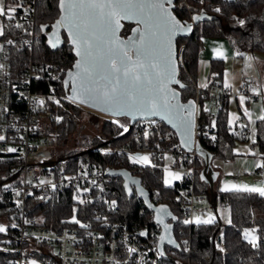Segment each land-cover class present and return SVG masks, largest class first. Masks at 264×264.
<instances>
[{"label":"trees","instance_id":"1","mask_svg":"<svg viewBox=\"0 0 264 264\" xmlns=\"http://www.w3.org/2000/svg\"><path fill=\"white\" fill-rule=\"evenodd\" d=\"M173 3L175 5L174 14L182 21L191 20V17L197 13L204 14V18L194 26L189 36L177 39L178 48L180 46L182 48L181 59L183 62V66H179V80L185 87L180 88L179 85L176 87L180 89L183 101L195 97L197 63L199 51L203 46V37L227 39L236 53L261 52L264 54V0H205L202 5L199 4L198 0H174ZM34 5L36 9L34 41L30 49L13 50L15 66L18 70L22 68L30 54L32 59L38 61H53L61 68L63 83L66 78V71L72 68L76 59L72 46L69 45L66 36L63 34L64 42L62 46L53 51L46 45L44 31H40L41 25L50 26L58 17V0H36ZM216 7H220L222 12L216 13L214 11ZM234 17H241L247 23L242 26L237 23ZM5 23L6 25L9 24L7 21ZM123 25L120 35L127 37L135 24L125 22ZM16 33L17 30L12 29L7 33V36L15 35ZM222 67V59H211V78L221 79ZM61 93L66 95L64 85L61 88ZM204 103L205 101L202 99L200 101L201 111L198 116V124L201 127H204L207 123L211 125L212 119H209V117L211 111H213L212 109H214L216 127H212V131L214 133L213 136H216V140L199 136L197 145L208 153L212 159L230 160L235 156L233 148L238 138L235 132L231 131V127L228 124V97H224L221 105L217 108L208 106L209 111H204ZM61 104L63 107L59 106L56 113L64 119L59 123L56 120L51 121L46 132H39L41 141L50 140L51 143L64 145L68 136L75 130L76 122L84 108L67 100ZM123 119L128 126V118L123 117ZM112 121L109 118H104L99 136H83L77 141V147L63 149L53 158L44 162L54 164L57 169L64 168L66 170L73 168L80 157L89 158L100 165H115L116 162H119L122 168H126L133 175L139 176L150 194L151 201L156 204H168L177 218L174 220V237L176 243L180 246L171 248L166 245L165 256L161 258L159 264H264V197H260L255 193H225L220 191L216 194L215 206L219 203L228 207L229 218L231 219L230 224L222 225L218 215L214 224H184L181 220L182 190L185 186L184 176L181 180L175 181L171 185L165 184L164 158L159 155L160 151L167 147L173 151H176L174 146L184 150L180 140L160 120L157 121V129L151 131L156 134L148 139L143 138V133L137 128V123L130 127L128 132L121 135L122 129ZM255 128V143L252 142V145L257 147L261 157L264 158V122L257 120ZM168 133H170V136L167 137ZM124 146H129L131 150L153 148L154 153L151 155V164L147 166L134 164L129 161V155L119 158L113 153L114 148ZM105 152L109 154L106 155ZM195 153L196 156L191 161L176 154L173 164L182 168L193 166L196 191L207 194L211 176L208 171H204L206 165L205 157L197 152ZM18 162L19 160L15 157H0V186L3 182L10 184L19 182L21 168L18 166ZM152 165L156 166L153 167ZM201 176L204 179H201ZM109 184L117 202L116 214L118 218L147 222L149 224L153 223L152 214L145 208L142 201L137 199L135 194L127 197L120 178H112ZM36 203L37 206L34 211L42 214L48 225L55 226V224L65 220L72 213L73 198L71 191L56 193L51 199ZM93 205H95V201L90 203L88 208L91 209ZM85 209V206H81L78 209L80 218H85L83 215ZM140 211H142V214ZM0 217L10 220L7 210V198L5 196L0 197ZM221 227H223L225 242L223 252L217 250L211 241L213 235ZM246 227L256 228L257 234L262 238L260 247L252 248L243 238L242 230ZM10 234L9 228L5 234L0 233V242ZM185 241L189 243L187 249ZM6 255L7 253L0 251V264H4L3 259Z\"/></svg>","mask_w":264,"mask_h":264},{"label":"built area","instance_id":"2","mask_svg":"<svg viewBox=\"0 0 264 264\" xmlns=\"http://www.w3.org/2000/svg\"><path fill=\"white\" fill-rule=\"evenodd\" d=\"M35 1L23 0L28 12L19 11L17 20L14 21L23 24L27 31L15 29L17 30L15 35H8L6 38L14 41L11 45L6 43L5 38L0 37V43H4V51L0 52V64L5 65L3 69H0V135L7 137L5 141H0V157L17 158L18 166L21 168L18 183H5L0 186V197L7 198V210L10 216L8 228L11 231V234L0 242V251L7 253L3 263L29 264L31 259H37L38 264H113L115 260H120L123 264H133V262L134 264H159L164 257L158 254L156 247L161 226L154 222L149 224L120 219L116 214L117 202L115 206L111 204V201L116 199L109 183L112 178L118 177L109 176L108 170L122 168L121 163L100 165L89 158L80 157L73 168L66 170L57 169L54 164L45 163L43 159H39L37 146V141H41L39 132L44 125L55 121V117L58 116L56 110L59 105L50 98L60 99L62 103L65 101L63 98L65 94L61 93L63 83L61 68L57 63L49 60L38 61L32 59L30 54L22 68L18 70L15 66L13 50L30 49L34 41ZM181 49L179 66H183ZM253 88L258 89L257 82L248 74L240 77L239 92L235 93H232L230 88H225L220 79L211 78L207 88L195 85L194 100L197 105H200L203 99L208 106L217 108L224 97L244 94L251 98L248 101L251 103L259 97H264L262 93L257 96L252 91ZM39 100H44L45 103L41 105ZM198 116L199 114L196 117L195 141L197 142L199 136L212 139L213 128L208 123L204 127L199 126ZM214 118L215 113L211 111L209 119L213 121ZM152 120L156 123L149 124L146 120L137 121L138 130L141 133L145 130L149 132L156 130L158 120ZM235 135L239 140H244L249 135V130L236 129ZM166 136H170V133ZM8 147H15L18 151L9 153L6 151ZM174 149L176 151L169 147L164 148L159 155L164 158L166 155L175 157L178 154L190 161L196 156L195 151H184L177 146H174ZM144 150L151 155L154 153L153 148ZM134 151L143 150H131L129 146L113 149V153L119 158ZM85 171L88 173L87 177L81 175ZM65 177L74 179L68 180ZM42 178L51 180L56 188L52 189L48 184L40 185ZM183 179L185 186L181 201L182 222L185 219L193 220V213L205 199L203 194L196 191L193 166L185 168ZM93 180L96 181V185L91 183ZM5 185H11V188L6 189ZM84 188H89L91 191L84 192L82 191ZM17 191L20 192L19 196L16 195ZM65 191H71L72 194V213L55 226L48 225L45 217L34 211L36 202L47 201L54 194ZM77 196L86 203H79ZM18 200L22 201L19 206L16 203ZM94 201L95 205L89 209V204ZM81 206L86 207L83 214L85 218H80L78 215V209ZM226 208V205H220L221 210ZM73 209L76 211L73 212ZM140 213L142 214V211ZM73 215L89 227L84 228L71 223ZM98 217L100 219H97ZM104 217L107 219L105 220ZM25 220L31 223H25ZM12 224H16L17 227L12 228ZM142 231H146L148 235L141 236ZM211 241L217 250L220 251L217 245L225 249L223 227L213 235ZM129 247L136 248L138 251L130 254L127 251ZM188 247L189 243H186V249Z\"/></svg>","mask_w":264,"mask_h":264},{"label":"snow or ice","instance_id":"3","mask_svg":"<svg viewBox=\"0 0 264 264\" xmlns=\"http://www.w3.org/2000/svg\"><path fill=\"white\" fill-rule=\"evenodd\" d=\"M199 4H204L205 0H198ZM175 5L173 0H58L59 18L55 20L52 27L55 31L52 33L53 39L49 43L55 48L60 43V29L67 32L68 42L72 45V50L75 52L76 59L71 69L65 73L67 79L63 81L66 95L65 100L72 104L89 105L97 108L100 111L109 113L114 117H130L133 121L139 119L146 120L149 124L156 123L152 117H161L173 124L181 130L182 145L191 151L193 129L195 128L196 114L199 106L196 101L190 100L186 104L181 103L179 92L172 87L173 84L184 88L185 85L177 79L178 74V58L177 51L174 47V40L180 33L192 31V25L187 21H182L174 14ZM23 11L28 12L24 7L23 0H14L13 3H8L7 0H0V37L5 38L7 44L14 43L13 40L7 39V33L14 29H24V25L18 22L17 13ZM216 13L222 12L220 7L214 9ZM204 18L203 13H197L191 17L193 21H200ZM240 25H245L246 20L234 17ZM5 21L13 22L6 25ZM121 21H133L137 27L133 28L132 35L127 39L122 38L119 33L124 27ZM48 26L41 25L40 31H44ZM27 31V29H24ZM4 51V43H0V52ZM217 56H223L219 50L216 51ZM237 55H243L237 53ZM249 61L254 60L252 56H248ZM5 67L0 64V69ZM51 67L50 65L48 66ZM249 67L251 65L249 64ZM218 75V74H215ZM59 78V77H56ZM207 78H205L206 80ZM201 88H207L208 84L201 83ZM225 88H232L239 92V89L234 88L227 80L224 83ZM55 91V90H53ZM253 92L257 96L261 92L253 88ZM53 99L54 103L63 107L60 99ZM251 98L239 94V103L243 107V113L248 117L252 125H255L259 120L264 122V105L261 106L260 112L253 119V112L245 107L246 102ZM39 104L43 105L44 100H39ZM210 109L204 108V111ZM62 116L55 117L56 122H61ZM240 121V116L236 113L231 114L229 120L230 126H235L236 122ZM122 132L129 131V127L122 123L119 119L112 121ZM211 127H216V122L213 121ZM239 127L245 129L247 124L240 123ZM253 143H255L256 128H252ZM155 132L145 130L143 138L148 139L155 135ZM216 140V136L211 137ZM7 137L0 135V141H5ZM159 147V145H157ZM9 153L18 151L15 147L6 149ZM110 151V150H109ZM239 154V149H234ZM252 155H257L256 152L249 149ZM105 154H109L105 152ZM129 159L134 164H151L149 155H133ZM169 160L172 157H168ZM155 167L156 165H152ZM255 167L264 169V158L255 164ZM168 178L165 179V184L171 185L172 181L182 179V175L178 171H170L165 168ZM83 177H87L85 171L81 173ZM126 175V174H125ZM232 175V173H228ZM71 180L73 177H65ZM201 179H204L201 176ZM31 183V181H28ZM96 185V181L91 182ZM133 183H137L133 181ZM51 185L52 189L56 185L51 180L41 179L40 185ZM127 188V185L125 186ZM5 188H11V185H5ZM79 190V189H78ZM82 191L89 192L91 189L84 188ZM101 191L103 189L101 188ZM132 189L128 188L131 193ZM221 192L232 193H255L260 197H264V181L259 185L250 186L248 184H237L231 181H224L220 189ZM141 195H145L141 189ZM19 196L20 192L17 191ZM43 199V197H40ZM79 203H86L85 200L76 197ZM19 206L22 201H17ZM113 206L116 201H111ZM149 208H153L151 203H148ZM76 209H73L75 212ZM156 222L163 225L164 234L158 237L157 251L159 255H164L163 246L165 242L168 244H176L175 239L171 235V225L163 221V215H170L166 206H161L156 210ZM97 219H100L99 217ZM106 220L107 217H104ZM172 219H177L175 216ZM230 224L231 219L225 217ZM25 223L31 221L25 220ZM71 223L87 228L89 225L82 224L79 219L73 215ZM216 222V216L209 212L207 218L196 216L194 220L185 219L184 224H205L210 225ZM16 228V224L11 225ZM8 226L0 224V233H6ZM141 236H146L148 233L142 231ZM39 239V238H38ZM244 239L252 246L258 248L261 244V236L257 235L256 229L244 231ZM185 244L187 241L184 242ZM221 252L224 248L217 245ZM128 253L135 254L138 249L129 247ZM29 264H38L37 259H31ZM113 264H123L120 260H115ZM134 264V262H133Z\"/></svg>","mask_w":264,"mask_h":264},{"label":"crops","instance_id":"4","mask_svg":"<svg viewBox=\"0 0 264 264\" xmlns=\"http://www.w3.org/2000/svg\"><path fill=\"white\" fill-rule=\"evenodd\" d=\"M202 41H203L202 43L203 46L199 51V59L197 63V74H196V85L197 86L200 87V84L205 83V82L208 84L211 78L210 60L211 59H222L223 67H222V76L220 80L223 84L225 83V80L230 82L228 78L233 75L235 79V85L238 87L240 77L243 74H248V75H251L256 80L258 90L264 95L263 64H260L261 60H259L258 58L259 56H257V54L261 52H242L243 55H237L234 49L230 46L227 39L203 37ZM217 50L223 53L222 57L217 56L216 54ZM248 56H252L255 59L252 61H249L247 59ZM249 64L251 65V67H249ZM205 78L207 79L205 80ZM260 100H262V103H264V97H259L257 100L251 103L246 102L245 105H247V107L251 110V106H253L254 104H256V102ZM235 105L238 108L241 106L239 103V96L235 94L228 96V108H227L228 117L230 114L229 113L230 108L233 109ZM212 110L215 111L214 109ZM258 114L259 113L256 112V109H255V114H253V119H255L256 115ZM242 118L245 119L247 122H249L248 117L245 116L244 114ZM242 118L241 120H243ZM240 123H243V121H238L236 122L235 126H230L231 131L235 132L236 129H241L239 127ZM228 124H229V118H228ZM247 129L249 130L250 128L247 127ZM250 130H249V135L244 140H240V141L249 140V137L251 136ZM238 147L240 148L239 149L240 152L242 151L249 152V149H251L252 151L256 150L257 155L254 156L251 154V152L244 153V154L243 153L237 154L234 151V148H235V145H234L233 151L235 153V156L232 159L224 160V159H219V158H213V159L211 158L208 168H207L208 174L211 176V182H210V185L208 186L209 192L207 194H203L205 196V199L199 204L196 211L203 210V208L200 207V205L203 202H208L214 208V210L217 208V206H215L216 194L220 192V189L223 186V182L226 180L231 181L232 183L248 184L250 186H253L252 183H250L251 181L261 180V178L259 177L262 174H264V169L255 167V164L262 159L261 154L258 151L257 147L249 146L250 148H246L244 145H241ZM133 155H149L151 159V154L145 150L131 152L129 154V157ZM168 157H172V156L166 155L163 161L164 181L166 178H168L167 173L165 172V168H168L170 171H174V172L178 171L181 173L183 177L185 174V168L174 166L173 164L174 157H172L171 160H169ZM129 161L132 162L130 159ZM140 165H144V164H140ZM228 173H232V175H228ZM247 173H250V174H247ZM175 181H178V180H174L172 181V183H174ZM223 211H226L228 213V207ZM228 218H229V213H228ZM221 223L222 225H225L228 222L221 221Z\"/></svg>","mask_w":264,"mask_h":264},{"label":"rangeland","instance_id":"5","mask_svg":"<svg viewBox=\"0 0 264 264\" xmlns=\"http://www.w3.org/2000/svg\"><path fill=\"white\" fill-rule=\"evenodd\" d=\"M8 3H13V0H7ZM2 19V18H0ZM181 46L179 47V51H180ZM257 56H259V60L260 64H263V73H264V54H257ZM229 79V83L232 84L234 86V88L238 89V87L235 85V79L234 76L232 75L231 77L228 78ZM232 89V88H231ZM236 92L232 89V93ZM262 99V98H260ZM264 103H262V100L256 102V104H254L253 106H251V111L253 112V114H255V109L256 112H260L261 106ZM82 106V105H81ZM84 109H82L81 111V115L79 117V119L76 122V128L73 131V133L68 136L66 142L64 145H58L57 143H51L50 140L47 141H37V146H38V155H39V159H43V161L48 160L53 158L57 153H59L61 150L63 149H72L74 146H76V143L78 140H80L81 137L83 136H99L101 134V126L102 123L104 122V118H109L111 120L114 119H119L122 123H126L123 119V117H119V118H113L110 117L108 115H105L103 113L97 112L95 110H92L90 108H87L85 106H82ZM208 107V104L205 102L204 103V108ZM245 107H247V105H245ZM258 108V109H257ZM230 108L229 110V120L231 119V114L232 113H236L237 115L240 116V121H243L244 124H247L248 127L251 129H249L251 131V136L249 137V140L246 141H236L235 142V148L234 149H240L238 146L244 145L246 148H250L249 146H253L252 142H253V133H252V128L254 127V125H252V123L249 121L247 122L245 119H243V107L240 106L239 108L235 105L234 108L232 109ZM241 118L243 120H241ZM50 126V123H47L46 125L43 126L42 131L46 132V130L48 129V127ZM182 144V143H181ZM183 146V145H182ZM77 147V146H76ZM184 147V146H183ZM186 150H188L186 147H184ZM255 149V148H253ZM254 152H256V150H254ZM239 153H250V152H245L242 151ZM251 173V172H250ZM247 173V174H250ZM259 178H261V180H257V181H251L250 183H252L253 186L255 185H259L261 183V181H264V174H262ZM44 179V178H42ZM4 183V182H3ZM2 183V184H3ZM200 207L203 208V210L201 211H196L193 213V220L196 216H201L202 218H207V214L209 212L213 213L216 217L218 215V217H220L222 222H227V220L225 219V217H228V213L226 211H223L220 209V204H217V208L214 210V208L208 203V202H203ZM217 213V215H216ZM7 220V219H6ZM4 218L0 217V224L6 225L9 227V223L8 220L6 221ZM250 229H256L255 227H246L242 230V235L244 238V231L245 230H250ZM5 234V233H3ZM258 235V234H257Z\"/></svg>","mask_w":264,"mask_h":264},{"label":"water","instance_id":"6","mask_svg":"<svg viewBox=\"0 0 264 264\" xmlns=\"http://www.w3.org/2000/svg\"><path fill=\"white\" fill-rule=\"evenodd\" d=\"M174 1V0H173ZM229 1H233V0H229ZM59 18V15H58V17L56 18V19H58ZM55 19V20H56ZM55 20L52 22V24L50 25V26H48L45 30H44V34H45V37H46V45L51 49V50H56L57 48H59V47H61L62 46V44H63V42H64V38H63V34L66 36V38H67V32H66V30H64V29H60L59 31H60V43L55 47V48H53L52 46H51V44L49 43V40L50 39H53V37H52V33L55 31V29L52 27V25L55 23ZM125 22H129V23H134L135 24V22H133V21H121V23L123 24V23H125ZM188 23H190L191 25H192V31H193V28H194V26L199 22H196V21H193V20H189V21H187ZM135 27H137V25L135 24L134 25V27L133 28H135ZM132 28V29H133ZM192 31H190V32H184V33H180V34H178L177 36H176V38H175V40H174V47H175V49H176V51H177V58H178V74H177V79H179V48H178V44H177V39L179 38V37H187V36H189L191 33H192ZM120 32H121V30H120ZM119 35H120V33H119ZM132 35V31H131V33H130V35H128L127 37H123V36H121L122 38H124V39H127L129 36H131ZM67 40H68V38H67ZM69 43V42H68ZM69 45H71L70 43H69ZM72 46V45H71ZM73 53H74V55H75V52L73 51ZM75 58L76 59H78V57H76V55H75ZM76 59H75V61H76ZM75 63V62H74ZM65 79H67V77L65 78ZM177 85L176 84H173L172 85V87L174 88V89H176L178 92H179V99H180V102L181 103H187L188 101H190V100H194V98H191V99H188V100H186V101H183L182 100V96H181V91H180V89L178 88V87H176ZM195 101V100H194ZM82 106H85V107H87V108H90V109H92V110H95V111H97V112H100V113H103V114H105V115H108V116H110V117H113V118H119V117H114L113 115H111V114H109V113H105V112H103V111H100L99 109H97V108H93V107H91V106H89V105H82ZM199 106V110H198V112H197V114H196V117H197V115L200 113V111H201V107H200V105H198ZM126 118H128V120H129V123H128V127L130 128V127H132L137 121H142L143 119H137V120H135V121H133L130 117H126ZM151 119H157V120H160V121H162L167 127H169L170 128V130H172L173 132H174V134L177 136V138L180 140V144H181V141H182V134H181V130L180 129H178L177 127H175L173 124H170V123H168V121L167 120H165V119H162L161 117H152ZM195 126H196V119H195ZM181 146H182V144H181ZM182 148L184 149V150H186L183 146H182ZM186 151H189V150H186ZM191 151H195V152H197L198 154H201V155H203L204 157H205V159H206V165H205V169H204V171H207V168H208V164H209V162H210V160H211V156L208 154V153H206L204 150H202V149H200L199 147H198V145H197V142L195 141V128L193 129V136H192V146H191ZM126 174V175H125ZM108 175L109 176H111V177H118V178H120L121 180H122V186H123V188H124V191H125V193H126V195H127V197H131L132 195H136V197L139 199V200H141L142 202H143V204L145 205V207H146V209L148 210V211H150V212H152V220H153V222L154 223H156L157 224V222H156V219H155V217H156V214H157V212H156V210L157 209H159L161 206H166V208H167V211H168V213H170V215H163V221H164V223H166V224H170L171 225V235H172V237H173V239H175V237H174V219H172V217L174 216V214H173V212L171 211V209H170V207H169V205L168 204H166V203H159V204H156L155 202H153V201H151V198H150V194H149V192H148V190L144 187V185H143V183H142V180H141V178L139 177V176H137V175H133L128 169H126V168H116V169H110V170H108ZM133 181H136L137 183H133ZM127 185V188L125 187ZM128 188H131L132 189V191H131V193H129L128 192ZM141 189L143 190V192L145 193V195H141L140 193H141ZM148 203H151L152 205H153V208H149L148 207ZM158 225H160L161 226V232H160V235H162V234H164V229H163V225H161V224H158ZM159 235V236H160ZM176 241V240H175ZM159 242V241H158ZM177 244V243H176ZM170 246L171 248H176V245L175 244H168L167 242H165V244H164V246H163V252H164V255H161V256H165V246Z\"/></svg>","mask_w":264,"mask_h":264}]
</instances>
